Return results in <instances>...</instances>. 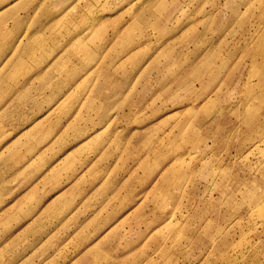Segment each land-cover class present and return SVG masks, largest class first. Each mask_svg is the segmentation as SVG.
I'll list each match as a JSON object with an SVG mask.
<instances>
[{"label": "rangeland", "instance_id": "obj_1", "mask_svg": "<svg viewBox=\"0 0 264 264\" xmlns=\"http://www.w3.org/2000/svg\"><path fill=\"white\" fill-rule=\"evenodd\" d=\"M40 56L56 57L48 76L79 72L103 89L89 94L87 118L117 113L104 100L120 97L131 115L116 120L119 195H100L91 210L104 222L94 236L105 235L104 264H264V0H0V65L10 57L0 75V159L29 145L18 134L36 129V97L56 83L36 80L43 67L30 66ZM23 74L19 88H4ZM40 240L14 258L9 250L3 264L24 253L32 259L20 264H36ZM64 250L78 255L69 264H95Z\"/></svg>", "mask_w": 264, "mask_h": 264}, {"label": "crops", "instance_id": "obj_2", "mask_svg": "<svg viewBox=\"0 0 264 264\" xmlns=\"http://www.w3.org/2000/svg\"><path fill=\"white\" fill-rule=\"evenodd\" d=\"M44 31L46 29L42 32ZM26 36L24 44L18 39H15V42L21 46L27 44L31 35ZM40 58L42 60L37 59L39 64L30 66L43 67L42 71L36 74V80L47 85L56 83L49 87L47 95L36 97V106H43V110L45 109L43 112L36 108V129L30 128L18 134L17 140L26 137L29 145L24 147L23 141L19 142V155L16 160H10L7 156L0 159V250H7L5 255H0V264L7 261L9 250H15L11 254L14 258L22 252V244L36 238H41L40 244H36V264H69L78 256H69L64 249L78 250L79 257L87 253L95 260V264H104L109 256L97 249H105L104 244H98L99 241L105 240V235L94 239L99 231L98 224L104 222L99 220V212L91 213V210L92 207L95 209L100 195H119L121 166L120 163L116 164L114 158L120 157L121 151L116 153V147L124 143L121 140L123 131L116 125V120L130 118L131 115L122 111L120 97L112 101L103 99L107 104H112V110L116 109L117 113L109 117L97 116L98 119L87 118L88 110L91 109L88 107L91 100L88 99L89 94L94 93V96L98 97L103 89H98L88 75L77 76L79 72L70 79L66 76H48V71L53 65L52 60L56 57ZM8 59L1 63L0 75L6 67L2 64ZM24 75L18 84H5L4 88H19ZM124 96L126 97V93ZM103 100L96 99L93 103ZM84 104L86 108L83 107ZM33 106V103H27L26 111H31ZM77 121L82 122V128L74 132V136L71 134V137L69 128ZM62 122H65V125ZM114 134L117 139L110 141L109 137ZM106 162H109V165L104 169ZM102 170L111 172L103 180ZM130 178L129 174L127 180L130 181ZM8 186L12 187V191L4 197L3 192ZM57 213L59 217L55 219ZM119 220L120 217L109 228V232L114 230ZM19 224H22L21 227L17 226ZM100 232L104 233L105 230ZM90 238L93 240H89ZM114 247L120 248V245ZM41 249L44 250L43 256ZM30 259L32 256L24 253L18 264L22 261L27 263ZM63 259L67 260L63 262ZM83 261L78 259L72 264H82ZM113 262L118 264V261Z\"/></svg>", "mask_w": 264, "mask_h": 264}, {"label": "bare ground", "instance_id": "obj_3", "mask_svg": "<svg viewBox=\"0 0 264 264\" xmlns=\"http://www.w3.org/2000/svg\"><path fill=\"white\" fill-rule=\"evenodd\" d=\"M48 9H49L48 6L44 5L42 11H47ZM60 21H61V20H60ZM34 23H36V20H34ZM43 23H45V22H43ZM55 23L57 24V20H55L53 24H55ZM7 72H8V69L6 70V73H7Z\"/></svg>", "mask_w": 264, "mask_h": 264}]
</instances>
